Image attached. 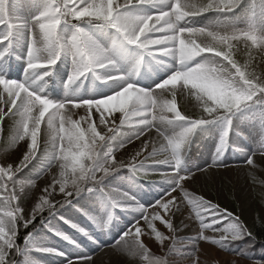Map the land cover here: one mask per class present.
<instances>
[{"label": "snow or ice", "instance_id": "obj_1", "mask_svg": "<svg viewBox=\"0 0 264 264\" xmlns=\"http://www.w3.org/2000/svg\"><path fill=\"white\" fill-rule=\"evenodd\" d=\"M241 3L242 0H38L34 14L24 20L20 18V11L25 6H33L32 0H0V46H3L0 58L8 53L15 33L22 32L28 41L23 81L6 78L11 66L0 69V137L5 118L13 121L11 141L4 140L5 154L0 158V264H32L28 255L30 247L62 256V252L53 248L31 246L32 232L25 236L23 246L17 243V237L21 226L27 228L39 217L40 224L69 240L67 235L51 227L49 218L70 204L99 231L108 229L114 209L138 213V218L123 231L115 245L117 251L130 257L147 259L149 249L142 239L146 233L140 226L143 220L154 239L166 248L164 258H157L152 264H178L180 260L185 264H200L199 257H194L193 253L201 240L229 250L236 241L247 237L255 239L253 232L232 212L203 197L188 198L187 192L185 198L199 224L198 234L192 238V252L184 251L187 245L177 235L181 230L174 226L172 219L180 210L172 194L184 191V182L195 176L181 168V149L194 131L217 121L223 122L226 130L220 141L222 149L232 131V118L238 112L255 105L264 109V73L258 75L250 70L248 62L241 64L235 59L234 51L238 43L264 50V36L251 28H229L219 19ZM140 7L152 11L137 14L134 10ZM206 13H216L218 18L209 24L194 26L193 18ZM94 21L98 22V27L111 30L107 37L109 44L85 27ZM62 26L71 28L67 38L61 35ZM129 48L136 50L137 66L145 56L161 63L164 58L171 57L177 61V66L154 86H138L125 79L117 67L118 60ZM66 52L73 63L68 85L92 73L102 82L114 85L113 93L88 99L69 96L59 102L40 95L35 87L37 80L49 76ZM249 56L252 58L251 52ZM192 61L195 63H190ZM178 74L180 79L175 84L170 83ZM189 78H196L208 87L194 89L185 83ZM177 91L190 96L199 111L179 110L175 102ZM129 93L131 98L121 106V97ZM166 93L171 95V100L165 98ZM76 109H84L85 114L74 119V115H78ZM93 109L98 122L93 119ZM111 112L121 114L119 124L105 115ZM42 124L43 146L39 139ZM169 126L179 131L169 135ZM126 127L131 129L132 135L127 143L155 130L159 147L153 145L147 152L149 142L142 141L141 149L130 162L118 161L116 152L125 143L117 141L129 135ZM261 139L264 141V133ZM19 141H27L26 150L17 153L12 145ZM256 151L261 152L260 163L264 164V143ZM13 153L15 157L9 159ZM255 154L247 158V165L254 164ZM142 155L143 159L138 160ZM158 155L164 158L157 159ZM38 157L49 161L44 175L53 173L52 182H46L44 187L21 177L24 169ZM149 160L154 166L165 165L171 169L161 173L163 182L169 187L150 205L156 209L151 216L147 207L134 196L104 184L106 177L123 168L137 177L147 176ZM57 186L59 198L54 196ZM93 192L102 194L111 203L107 220L90 212L86 206L73 204L82 194ZM155 221L163 223L171 235L158 231ZM65 223L89 235L80 225L70 220ZM208 230L219 233L218 239L205 235ZM165 241L170 243L166 246ZM240 254L251 259L244 250ZM18 256L22 257L19 261L15 259ZM78 257L79 260H68L67 264H94L91 256ZM256 264H264V260Z\"/></svg>", "mask_w": 264, "mask_h": 264}, {"label": "rangeland", "instance_id": "obj_2", "mask_svg": "<svg viewBox=\"0 0 264 264\" xmlns=\"http://www.w3.org/2000/svg\"><path fill=\"white\" fill-rule=\"evenodd\" d=\"M38 0H32L33 6H25L20 11V18L27 20L34 14V5ZM251 2V5L247 4ZM253 10L260 11L259 15H254ZM137 14H144L152 11L150 8L140 7L134 10ZM216 13H206L203 16L195 17L192 20L194 26H203L217 19ZM222 23L229 28L244 29L251 28L259 35L264 36V0H249L240 4L233 12L224 14L219 17ZM87 30L95 37L102 38L105 44H109L107 39L111 31L104 28H96L93 26H85ZM70 26H62L61 35L67 38L70 35ZM250 44V42H249ZM28 49V41L22 32H17L12 37L9 54L0 58V69L6 66H11V70L6 72V78L23 81L25 77L26 53ZM0 51H3V46H0ZM236 59L248 62L250 70L256 73H264V50L260 48L246 47L244 43H238L235 48ZM252 53V58L249 56ZM254 58V59H253ZM200 59V58H197ZM138 56L134 48H129L128 52L118 60V70L121 75L127 80L134 81L138 86L150 88L156 83H159L177 66V61L171 57L164 58L163 62H157L151 57L145 56L142 60L143 65H138ZM201 62H203L201 60ZM190 63H195L192 61ZM73 69L72 58L69 53H65L58 60L52 73L37 80L35 87L40 95L52 101L59 102L66 97H75L78 99L99 98L113 93L114 85L102 82V79L97 78V74L89 73L86 77L78 79L71 85L67 84L70 73ZM102 76V74H99ZM83 79V81H82ZM42 89V91H41ZM165 98L171 100L170 94H165ZM178 109L182 112L199 111L195 107V101L186 94L181 95L177 91L175 98ZM7 111V108H5ZM78 115H74V119H78L79 115H84V109L74 110ZM95 110L93 109V119L96 121ZM110 120H115L119 124L120 113L111 112L105 113ZM98 122V121H96ZM13 121L7 117L3 121V133L0 137V158L5 152L4 140L11 141ZM203 130L196 129L190 136L186 145L181 149V168L185 172L195 173L193 179L184 182V191H177L172 195L176 197L180 205L179 212H176L172 217L174 226L181 231L177 233L182 238L187 247L185 252L193 251L192 238L198 234L199 224L195 219V213L192 206L187 203L185 192L188 193V198L203 197L205 200L211 201L213 204L219 205L220 208H226L235 216L239 217L242 223L245 224L252 232L256 224L264 225V164L260 163L261 152L256 151L262 141V133H264V109H254L252 111L243 112L232 121V131L226 138V143L221 149L220 141L223 133L226 130V125L209 124ZM44 125H41L40 143L44 144ZM102 130V129H100ZM129 135L121 137L117 142L125 143L123 148L116 152L118 161L130 162L137 151L141 149L142 141L149 142L147 152L152 150V146L159 147V139L156 136L155 130L150 133H145L139 139L133 138L131 143H127L132 138L131 129L125 128ZM179 128L169 126L167 132L169 135L175 134ZM27 141H19L12 145V148L17 152L26 150ZM147 152L144 155H147ZM254 160L253 165H247L246 160L252 154ZM15 153L9 155V159H13ZM164 156L158 155L157 159H163ZM143 159V155L138 158ZM149 174L143 176L150 180V184L136 185L134 181L126 180L123 176L115 174L117 172L127 171V168L113 172L106 177L104 184L112 189L120 192L128 193L144 207H147L148 214L156 211L151 204H154L163 193L168 189L169 185L163 182L161 173L169 172L171 169L165 165L154 166L152 161L148 162ZM49 161L47 159L37 158L24 169L21 177L36 181L40 187L46 186L52 182L53 173L50 172L44 175L47 170ZM202 169V170H201ZM143 172V170H141ZM114 174V175H113ZM122 174V173H120ZM149 187H151L149 189ZM37 191L38 189H33ZM161 191V193H158ZM157 194V200L152 198L153 194ZM56 198L60 197L58 186L54 193ZM29 203V201H25ZM79 203L81 206H86L90 212L107 220V212L111 208V203L100 193H84L81 197L73 201V204ZM47 216V213L44 214ZM63 216L64 219H60ZM139 216L138 213L120 209L113 210V218L109 221V227L106 231H99L92 221L88 220L80 212L73 207L72 204L60 208L54 217H50L51 227L57 231L64 233L69 237V240L75 243H70L69 240H64L56 235L49 228L42 224L33 232L31 246L53 248L62 252L63 255H54L46 252L28 249V255L32 258V264H67L68 260L77 261L79 255L91 256L94 264H152L157 259H163L166 251L165 247L154 239V234L150 233L144 221L141 220L140 226L144 228L145 235L142 237L146 247L149 249L148 258L143 256L130 257L127 253L117 251L115 242L120 239L123 231ZM39 218V217H38ZM167 219V217H165ZM40 220V218H39ZM65 220H70L87 230L89 235H83L70 224L65 223ZM155 226L158 231H161L166 236L171 235V232L160 221H155ZM227 223V222H226ZM205 235L216 237L219 233L210 230L205 232ZM89 236L92 238L89 239ZM170 242L165 241L167 246ZM244 250L247 256L251 259L242 256L240 253ZM194 257H199L200 264H256L257 261L264 260V244L256 242L250 237L243 241L234 242L229 250H225L220 245L210 244L206 241H199L198 250L194 251ZM17 257H15L16 259ZM22 257L18 256L17 261ZM175 260L176 257L173 256ZM178 264H185L183 260L178 261Z\"/></svg>", "mask_w": 264, "mask_h": 264}, {"label": "trees", "instance_id": "obj_3", "mask_svg": "<svg viewBox=\"0 0 264 264\" xmlns=\"http://www.w3.org/2000/svg\"><path fill=\"white\" fill-rule=\"evenodd\" d=\"M98 22H92V25L97 26ZM98 27V26H97ZM241 64L244 63V61H241L242 59H237ZM137 177V176H136ZM38 226H40V220L39 218H37V220L34 222V224L29 225L27 228H23L22 226L20 227L19 231V236L17 237V243L20 244L21 246H23L25 244V236L28 235L29 232H32L35 230V228H37ZM253 235L255 236V241L256 242H260L264 244V225L263 224H256L253 228ZM251 238V237H250ZM252 239V238H251ZM18 259V257L16 258V260Z\"/></svg>", "mask_w": 264, "mask_h": 264}, {"label": "clouds", "instance_id": "obj_4", "mask_svg": "<svg viewBox=\"0 0 264 264\" xmlns=\"http://www.w3.org/2000/svg\"><path fill=\"white\" fill-rule=\"evenodd\" d=\"M178 79H180L179 74L173 80H171L169 82L175 84L176 80H178ZM185 83L190 84L192 86V88L199 89V90H204L206 87H208L207 85L199 83L196 78L186 79ZM131 95L132 94L129 93V95L127 97H123L122 96L121 99H120V105L123 106L124 104H126L128 102V100L131 98Z\"/></svg>", "mask_w": 264, "mask_h": 264}]
</instances>
